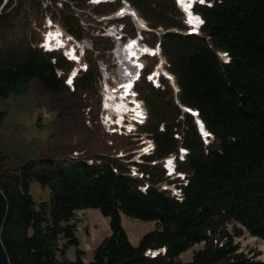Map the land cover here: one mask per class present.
Listing matches in <instances>:
<instances>
[{
	"label": "trees",
	"instance_id": "16d2710c",
	"mask_svg": "<svg viewBox=\"0 0 264 264\" xmlns=\"http://www.w3.org/2000/svg\"><path fill=\"white\" fill-rule=\"evenodd\" d=\"M89 1L37 0L35 18L51 14L79 41L94 30L90 21L82 26L71 7ZM126 1L150 29L160 30L158 41L178 89L173 95L170 87L145 83L137 88L144 92L147 111L138 129L154 146L143 158L147 164L178 155L180 148L186 151L183 160H176V172L184 175L175 185L181 199L159 188L163 171L156 176L155 165L132 163L142 174L138 178L113 157L29 160L0 175L7 201L0 237L10 264H264L239 251L234 241L243 232L264 241V0H205L195 5L194 12L204 21L198 35L183 33L187 27L180 23L181 13L172 0ZM33 2L8 1L0 13V41L22 17L33 35L34 22L23 13ZM106 4L94 6L95 11L104 13ZM115 4L107 11L121 6L119 0ZM71 63L57 52H43L34 40L0 46V100L22 94L33 80L52 95H62L68 91L63 82ZM96 81L87 66L74 79L73 93L93 89ZM178 105L196 110L212 137L207 144L194 118ZM5 118L0 110V126ZM34 182L48 189L47 202L37 204L32 198ZM89 209L108 219L110 233L85 262L76 217ZM122 216L154 222L156 228L134 246ZM201 243L203 248L194 251L189 262L178 260ZM71 247L73 261L67 258ZM159 249H165L164 255L145 256Z\"/></svg>",
	"mask_w": 264,
	"mask_h": 264
},
{
	"label": "rangeland",
	"instance_id": "374dc122",
	"mask_svg": "<svg viewBox=\"0 0 264 264\" xmlns=\"http://www.w3.org/2000/svg\"><path fill=\"white\" fill-rule=\"evenodd\" d=\"M30 1H34L33 5L31 3L26 5V11L24 10L25 12L23 13L27 12L29 15L28 21L32 20L34 22L32 25H35L33 35L30 33L29 27L26 28L25 18L22 17L20 21L14 22L15 26L13 28L1 35L0 46L8 47L9 45H19L34 40V46L39 48V43L48 32L60 31L64 35L67 34L64 28L51 18V14H46L42 19L37 20L34 10L37 0ZM117 1L110 0V3L106 4V11L102 14L97 13L94 6L88 5V3L78 9L71 7L74 15L81 17V20H83V23L80 24L82 26L84 24L87 25L86 21H90L91 28L94 31L82 40L78 41L73 38V41H70L71 44L78 45L77 47L75 46L77 50V54H75L79 59L81 54H83L78 64L71 63V69L64 77L63 83L68 91L60 96H55L44 89L38 80H33L27 85L22 94L0 100V110L6 114L5 120L0 126V175L12 173L29 160L37 162L45 158L53 160L83 158L92 161L102 156L118 158L120 163L127 169L128 174L138 178H141L142 174L132 163H139L144 167L152 165V163L147 164L145 162L144 156H140L144 145H146V153L153 146L147 137L140 134L139 129L136 132L128 133L130 127H127L126 130L120 131V135H110L106 131L107 128L104 127L106 120H114L112 119L114 115L118 118L117 114L112 110L105 111L103 104L104 100L109 98L108 93H113L110 90L103 92L106 84L112 85V79L106 80L103 70L106 69V72L112 75L114 79L116 77L114 63L117 58L114 54L117 52V45L113 38L108 37L113 32L109 31V29L118 30L121 26H124L123 42H125L128 39L135 38L138 30L142 29L139 24L141 22L145 23L144 26L148 30L141 32L142 43H145L144 46L148 48L152 47L151 49H154L153 47L159 42L158 38L161 34L157 30L150 29L147 22L133 7L132 11L135 10L139 23L132 17H126L123 21L113 19L114 12L107 10L115 7ZM172 1L175 3V0ZM119 3L122 4L121 0H119ZM57 6L61 7L59 3H57ZM126 10L131 11L130 9ZM180 13L179 21L184 25L185 18L181 11ZM20 14V16L24 15ZM48 20L53 23L55 30H51L53 29L52 27L49 30L46 25ZM58 54L62 56L61 52ZM159 63L163 67L162 70L169 71L168 62L161 52L159 62L156 60H145L146 74L151 73L156 65L159 66ZM85 65L89 66V68L91 67L97 76V81L93 89L73 93V89L66 85L65 80L72 70L75 68L80 69ZM57 76L59 77V75ZM170 77L172 78L171 74ZM162 80L164 79L159 77L158 82L161 84V89L170 87L173 95H175L177 87L174 86L173 88L169 81ZM170 81L172 82L171 79ZM145 83L148 82L144 78L134 89L137 96L136 100L140 103L143 110V116H146L147 112L142 99L144 92H139L137 88H142ZM149 84L152 86L151 83ZM130 115L131 121L127 126L133 125L132 120H137L132 117V114ZM179 152L180 150H178ZM179 156L177 159H180ZM173 157L174 155H169L158 161L154 166L157 168L156 176L163 171L164 181L159 185L160 189L168 188L173 190L175 189L174 186L178 185L181 180L177 173L172 174L169 171L167 164H165L167 170L164 168L163 161ZM173 164H176V160H174ZM170 173L172 174L171 176L168 175ZM145 186L146 184H144ZM30 194L37 204L47 202L49 198L48 189L41 188L35 182L30 186ZM76 219L78 222L77 235L80 240V249L85 250V262H90L95 248L110 233L108 219L103 218L97 210L92 209L85 210L84 213H78ZM121 224L130 243L134 246L138 244L144 234L156 228L154 222H143L124 216L121 217ZM236 226L238 227V225ZM232 227L233 224L229 225L231 234L233 233ZM234 241L238 245L239 251H243L249 257H255L256 260L264 261V241L258 240L246 232H243L241 237H234ZM203 246L204 243L193 246L181 254L178 260L189 262L192 258V253L202 249ZM67 256L70 261L75 260L74 248L68 249Z\"/></svg>",
	"mask_w": 264,
	"mask_h": 264
},
{
	"label": "bare ground",
	"instance_id": "6f19581e",
	"mask_svg": "<svg viewBox=\"0 0 264 264\" xmlns=\"http://www.w3.org/2000/svg\"><path fill=\"white\" fill-rule=\"evenodd\" d=\"M179 3L182 5L183 9L188 12L189 11V7L191 6V1L190 0H178ZM123 12L125 13H129V11L127 10H123ZM130 16V13L128 14ZM132 16L135 18H137V15L135 14V12L132 11ZM123 15H115V18H122ZM187 19H188V23L191 26V28H195L197 29L199 26V18L198 17H194L191 13H187ZM141 27L145 28L144 24L141 22L139 24ZM61 32L60 31H50L48 32V34L45 36L46 39L45 41H47V48H54L57 47L58 45H61L64 43L63 39H61L60 37ZM54 37V38H53ZM46 44V43H45ZM131 46H127L123 51L124 52V56L122 55V49H118L117 52L115 53V55L118 57L120 63L122 65H125V75L126 74H133V73H137V69H136V65L137 63L140 61V55L144 52L146 56L151 57V55L155 54V49H151L148 48L146 46H143L137 42L134 41ZM160 48H158V56H160ZM70 57L72 58L71 60L74 63H77V61H79L80 59L78 58V56L75 54V50L72 47V49L70 50ZM226 57V56H224ZM222 59V58H221ZM76 60V61H75ZM162 67V66H161ZM162 71V70H161ZM76 72V70L74 71V73ZM160 76V70L157 69L156 71H154L153 75H152V79L153 80H157V78ZM75 79V78H74ZM137 77H129V81H124L125 82V86H122L121 89L124 88V96H118L119 93H121V90H117V91H113V93H108V99L104 100L103 104H104V109L105 111H108L109 109L112 110L114 113L117 114L118 116V124H121V120L124 117V115L126 113L130 114V112H132V117H134L135 119H137L136 121L132 120L133 125L136 126L134 124V122H137L138 124H141L142 122H144L146 120V116H143V110L141 108L140 103L137 102L136 98V94L134 92V85L136 83ZM171 80H173V77L171 78ZM74 81V80H73ZM122 82V83H124ZM128 92H132V98H131V93L130 95ZM126 97V98H125ZM131 99V106L128 104V100ZM133 106V107H132ZM129 123V122H128ZM127 123V124H128ZM133 125L127 126L123 124V127L121 130H126V128L130 127V130L128 131V133H132L131 129L134 127ZM125 127V128H124ZM206 133V131H205ZM202 139V138H201ZM151 145L153 146V144L151 143ZM154 151V146L150 147V150L146 153L148 155L152 154V152ZM169 171L172 172V160L168 159L166 162ZM181 199L180 195H178V200ZM153 256L154 253H153Z\"/></svg>",
	"mask_w": 264,
	"mask_h": 264
},
{
	"label": "built area",
	"instance_id": "2783aa9c",
	"mask_svg": "<svg viewBox=\"0 0 264 264\" xmlns=\"http://www.w3.org/2000/svg\"><path fill=\"white\" fill-rule=\"evenodd\" d=\"M121 2H122V8H120L119 10H117L114 13L113 16L114 17H115V15H123L124 16L126 13L123 12V10H126V9H130L131 11L129 13L132 15V9H131L130 5L125 0H122ZM109 31H113V34L117 36L116 37V40H115L116 45H117V50L122 48V55L124 56V52L125 51H123V50L127 46L124 45V44H122V42H121V37H122L121 32L118 31V30H115V29L113 30L112 28H110ZM65 39L67 41V40H69L71 38L70 37H65ZM136 41L140 45H143V46L145 45V44L142 43V37H141L140 32H138V34H137ZM132 43L133 42H130L129 46L132 47V45H131ZM75 46L77 47L78 45H74L73 48ZM39 48H41L43 51L50 49V48L45 47V45L43 43H40ZM54 48H57V47H54ZM153 48L155 49V54L154 55H151V57L146 56L144 52L140 55V61L136 65L137 73H133L132 75L131 74H126L125 75V73H123V72H125V69H126L125 68V65H122L120 63L118 57L114 54L116 56V58H117V60H115V63H114V65L116 67V77H115L116 80L114 79V77L112 75H109L106 72V69H104L103 70V73H104V75L106 77V80L107 79H110V80L112 79L111 80L112 85H107L106 84L105 85V89L103 90V92H106L107 90H110L111 92L116 91V90H121V92L124 94V88L123 89H121V88H122V86H125V82L124 81H129V77H137V78L138 77H142L143 78L145 76L147 78V82L152 81V79H151L152 78V74H146L145 75V71H146L145 60H156V61L159 62V56H158V48H160L159 43H157L155 45V47H153ZM75 51H77V50L75 49ZM62 54H63V57L66 58L67 60H69L71 58L70 57V52L66 51L65 49H62ZM160 67H161V63H159V66L156 65L155 68H154V70H156V69H159L160 70ZM160 73L165 77V79H167L168 81H170V72L169 71H161L160 70ZM122 82H124V83H122ZM153 83H154V86L155 87H158L160 85V83L158 81H157V83H155V82H153ZM128 93L129 94H127V95H130V93H131V98H132V92H128ZM119 95L120 96H124V95H121V93H119ZM130 102H131V99L128 100V104L129 105H131ZM130 116H129V119L131 121V117ZM115 117L116 116L114 115V118ZM114 118H112V119H114ZM104 127L107 128L106 131H107L108 134H110V135H120V129H122L123 124H118L117 121L114 122L112 120H108V121L106 120ZM140 156H147L146 155V145H144L142 147L141 155ZM174 194H175L174 196L178 199V195H180V193L179 192H175ZM145 256H148V257L153 258V253L148 250V251L145 252Z\"/></svg>",
	"mask_w": 264,
	"mask_h": 264
},
{
	"label": "water",
	"instance_id": "95a60500",
	"mask_svg": "<svg viewBox=\"0 0 264 264\" xmlns=\"http://www.w3.org/2000/svg\"><path fill=\"white\" fill-rule=\"evenodd\" d=\"M8 1L9 0H3L2 1L1 5H0V13L5 8ZM180 109H182L184 111L187 110L186 111L187 113H188V111L192 112V113H197L196 110L191 111L190 109H188L186 107H180ZM194 120H195V124H196L197 129H201L203 132H205L206 130L204 128V125L201 122V120L198 118V116L194 117ZM206 133L208 134L207 138H210L211 137L210 134L208 132H206ZM6 214H7V201H6V197H5L4 193L0 189V234H1V229H2L3 222L5 220ZM155 252H156V254H160L161 252H162V254H164L165 249L157 250ZM0 264H10L9 259H8V255H7L5 248L2 244L1 237H0Z\"/></svg>",
	"mask_w": 264,
	"mask_h": 264
},
{
	"label": "crops",
	"instance_id": "0c3cea01",
	"mask_svg": "<svg viewBox=\"0 0 264 264\" xmlns=\"http://www.w3.org/2000/svg\"><path fill=\"white\" fill-rule=\"evenodd\" d=\"M81 213H84L85 212V210L84 211H80ZM80 212H78V213H80ZM104 218V217H103ZM84 252H85V250H84ZM67 258H68V256H67ZM85 261V260H84Z\"/></svg>",
	"mask_w": 264,
	"mask_h": 264
},
{
	"label": "snow or ice",
	"instance_id": "6c2138e0",
	"mask_svg": "<svg viewBox=\"0 0 264 264\" xmlns=\"http://www.w3.org/2000/svg\"><path fill=\"white\" fill-rule=\"evenodd\" d=\"M54 38V37H53ZM47 46V41H46V44H45V47ZM69 83H71V80H69Z\"/></svg>",
	"mask_w": 264,
	"mask_h": 264
}]
</instances>
